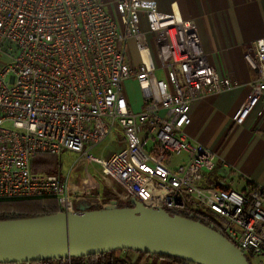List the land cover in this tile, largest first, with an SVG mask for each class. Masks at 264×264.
<instances>
[{
    "label": "built area",
    "instance_id": "1",
    "mask_svg": "<svg viewBox=\"0 0 264 264\" xmlns=\"http://www.w3.org/2000/svg\"><path fill=\"white\" fill-rule=\"evenodd\" d=\"M251 44L245 59L257 77L231 116L236 125L264 99V38ZM129 79L142 92L140 110L128 104ZM234 86L209 63L194 20L155 0H114V12L101 0H0V200L53 197L74 213L135 198L170 214L201 213L264 264V187L237 191L213 177L217 154L186 129L193 102ZM110 135L121 147L95 157ZM63 151L77 155L70 173L100 170L83 184L31 169L36 154ZM220 167L232 169L224 160ZM97 181L109 199L86 193L99 192L85 188Z\"/></svg>",
    "mask_w": 264,
    "mask_h": 264
},
{
    "label": "crops",
    "instance_id": "2",
    "mask_svg": "<svg viewBox=\"0 0 264 264\" xmlns=\"http://www.w3.org/2000/svg\"><path fill=\"white\" fill-rule=\"evenodd\" d=\"M101 1L114 12V0ZM155 1L162 12L174 11L184 19L194 20L209 63L221 76L235 83L230 90L191 104L190 123L186 127L189 138L217 154L212 176H223L228 187L237 191L244 190L248 183L264 187V99L243 124L236 125L231 119L248 91V83L257 77V71L249 66L245 54L253 55L251 42L264 38V0ZM127 101L130 105L128 98ZM141 108L142 103L137 110ZM221 160L231 166L230 172L221 170ZM86 193L103 194L101 190ZM120 255L129 258L131 264L151 261L136 251H122ZM157 263L167 264L163 259H158Z\"/></svg>",
    "mask_w": 264,
    "mask_h": 264
},
{
    "label": "water",
    "instance_id": "3",
    "mask_svg": "<svg viewBox=\"0 0 264 264\" xmlns=\"http://www.w3.org/2000/svg\"><path fill=\"white\" fill-rule=\"evenodd\" d=\"M58 212L0 220V263H28L113 250L175 256L198 264H251L223 234L203 223L147 208Z\"/></svg>",
    "mask_w": 264,
    "mask_h": 264
},
{
    "label": "trees",
    "instance_id": "4",
    "mask_svg": "<svg viewBox=\"0 0 264 264\" xmlns=\"http://www.w3.org/2000/svg\"><path fill=\"white\" fill-rule=\"evenodd\" d=\"M45 156L52 157L53 160L54 159L56 160V156L44 154V153L36 154L34 157H45ZM55 164L56 163H52L50 161L48 162L43 161V163L37 165V163L35 162L32 163L31 160V169L35 172L41 171V172L49 173V171L55 170L54 169ZM101 192H103L101 196L105 200L109 199L112 196L111 192H109L105 186H102ZM124 206L132 207L133 204L130 201L127 203H120V207H124ZM58 212H61V209L57 199L53 197L0 200V220L29 218V217L42 216L47 214H54ZM171 213H176L183 217L199 221L204 225L216 230L217 232L224 234V232L214 224L210 216L203 215L201 213L190 212L187 210L171 211ZM122 251H133V250H113L105 253L93 254L88 256L70 257V264H131L129 258L120 255ZM136 252L151 258V261L147 264H158L157 263L158 259L165 260L167 264H198L175 256L152 254L143 251H136ZM56 262L57 264H68L67 258L47 259V260L28 262V263L56 264ZM133 264H138V262H135Z\"/></svg>",
    "mask_w": 264,
    "mask_h": 264
},
{
    "label": "rangeland",
    "instance_id": "5",
    "mask_svg": "<svg viewBox=\"0 0 264 264\" xmlns=\"http://www.w3.org/2000/svg\"><path fill=\"white\" fill-rule=\"evenodd\" d=\"M130 54L133 59L136 58V54L133 50H131ZM157 76L162 78L163 74L161 72H157ZM124 90L130 105L134 110H137L139 105L142 103V92L139 89L135 79L126 80V82H124ZM121 143L122 142L118 141V138L115 135H110L100 145L94 148L91 153L97 158H104L112 154L114 151H117L121 147ZM76 159V154L69 151H63L60 156L56 157V160H53L52 157L48 156L33 157L31 160L32 163L35 162L37 163V165L43 163V161L56 163L57 165H54V171L56 172L49 171L50 174H58L59 176H61V178H65L68 174H70L72 181H78L80 183L83 182V184L84 176H86V174L92 173L93 176H96L95 171L97 172L100 170V165L98 164H94L93 166H91V168L87 169L84 165H77L70 173L69 170L76 163ZM85 188L91 191H95L96 189L101 190L102 185H100L97 181L91 185H86ZM247 258L249 259L251 264H254L253 258H250L249 256H247Z\"/></svg>",
    "mask_w": 264,
    "mask_h": 264
}]
</instances>
